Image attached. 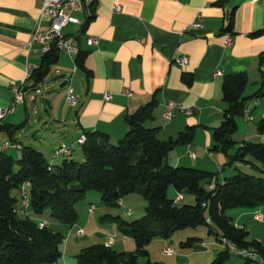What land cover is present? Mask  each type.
I'll list each match as a JSON object with an SVG mask.
<instances>
[{
  "label": "crops",
  "instance_id": "0c3cea01",
  "mask_svg": "<svg viewBox=\"0 0 264 264\" xmlns=\"http://www.w3.org/2000/svg\"><path fill=\"white\" fill-rule=\"evenodd\" d=\"M218 1L96 0L90 19L75 13L79 22L62 29L64 36L76 38L78 54L85 53L83 65L89 75L77 68L78 54L70 57L57 51L42 80L36 83L41 86L37 94L34 91L35 81H25V76L28 66L39 69L46 55L39 50L38 44H30L34 32L37 29L43 32L48 26V20L39 21L42 0H0V110L8 109L12 104V83L25 81L23 103L14 105L13 111L0 121V144L10 142L21 148L32 147L47 162L50 159V165H54L52 155L55 148L66 145L71 148L72 154L78 147L80 151L77 155L81 161L82 145L76 143L80 136L86 138L89 134L101 133L115 144L127 131L124 117L153 102L152 117L144 125L156 129L159 140L174 139L186 128H195L191 142L177 145L169 152L166 163L172 167H192L225 174V156L209 151L212 131L221 123L226 109L221 92L224 78L244 74L247 80L243 92L245 106L256 103L250 122L264 118V98H253L264 82V34L250 36L264 27V0H228L223 5H217ZM115 5L120 6V11L112 12ZM231 12L232 32L223 33L221 29L227 24ZM195 24L199 27L192 28ZM90 37L97 39V45H87ZM179 57H185L188 64L178 66L175 60ZM184 75H191V83L183 81ZM69 90L77 97L75 106H69L65 101ZM247 90L249 94L245 95ZM104 93L111 98L104 100ZM34 95L40 98L37 108L30 107L31 103H37ZM27 101H31L29 105ZM167 103L191 109L192 115L177 112L171 119H166L164 110ZM255 123L254 131L247 127L243 141L258 139L264 143V135H258ZM4 152L18 159L21 149L8 148ZM238 166L229 168L224 178L231 176L232 171L239 169ZM24 188L28 193L29 185L25 184ZM15 193L18 196V191ZM179 195L181 201L186 198L192 200L190 195ZM88 196L96 198L95 194ZM120 204L124 205L122 200ZM255 211L263 218V208ZM253 212L239 209L229 217L235 219L233 223L236 227H244L248 231L250 223L264 224L253 219ZM28 215L47 226L45 220L37 219L30 210ZM130 216L132 213L127 217ZM109 217L111 215H107ZM114 234L120 238L113 242L111 248L114 251H134L132 239L120 236L112 224L110 232L102 236L100 243L92 237L77 245H69L64 240L62 256L56 264H72L73 261L76 264V256L83 247L97 243L104 245ZM168 239H155L148 244L150 258L151 253L169 246ZM197 239L199 242L190 249L196 253L194 256L198 263L213 260L224 250L216 249L219 246L215 238L214 242ZM181 243L180 240L181 249L175 258L174 251L171 256L163 255L172 258L165 264L190 263L189 256L193 254L181 251L187 249ZM115 245L119 251L113 248ZM67 257L75 260L68 261ZM244 264H247L246 261Z\"/></svg>",
  "mask_w": 264,
  "mask_h": 264
},
{
  "label": "trees",
  "instance_id": "16d2710c",
  "mask_svg": "<svg viewBox=\"0 0 264 264\" xmlns=\"http://www.w3.org/2000/svg\"><path fill=\"white\" fill-rule=\"evenodd\" d=\"M227 1L219 0L216 4L223 5ZM232 28L231 12L221 32L230 33ZM262 34L264 27L250 36ZM56 52L52 48L46 53L42 66L32 72L30 79L35 84L42 80ZM84 56L85 53L77 55L76 65L89 75L83 65ZM182 78L186 84L191 83V75ZM246 82L244 74L224 78L221 92L226 109L221 123L212 131L209 151L223 154L225 167L245 164L256 168L261 177L236 169L235 174L218 181L214 173L168 165L169 152L177 145L190 143L195 128H186L174 139L159 140L156 129L144 125L152 117L153 102L124 117L127 131L115 144L110 143L105 134H89L81 147V161L63 159L58 165H50L39 151L29 146L21 148L18 159L0 152V264H56L62 256L64 238L60 233L47 226L39 228V222L29 215H19V189L25 184L29 185V210L33 216L49 212L51 218L68 226L75 225V204L87 192H98L107 206H119L120 201L131 194L147 202L145 214L137 220L127 222L112 218L120 236L133 240V252H117L96 244L82 249L76 256V264H163L151 261L146 249L148 244L202 225L218 243L226 239L237 248L252 249L264 261V245L248 240V231L236 227L225 213L236 208L255 211L264 205V143L244 140L233 151L232 135L238 129L246 104L243 97ZM253 98H264V82ZM255 127L258 135L263 136L264 118L256 122ZM170 187L177 194L193 196L195 204H178L181 199H170L167 195ZM14 191H18V196L13 195ZM198 242L199 239L191 237L181 246L193 248ZM223 249L210 264H224L229 260L228 250Z\"/></svg>",
  "mask_w": 264,
  "mask_h": 264
},
{
  "label": "built area",
  "instance_id": "2783aa9c",
  "mask_svg": "<svg viewBox=\"0 0 264 264\" xmlns=\"http://www.w3.org/2000/svg\"><path fill=\"white\" fill-rule=\"evenodd\" d=\"M95 1L96 0H42L39 11V21L43 19L48 20V26L43 32L40 29H37L33 34L30 44H38L40 46L39 50L43 54H46L52 48H55L57 51L64 52L70 57L76 56L79 52V46L76 38L73 36H64L62 34V29L69 24H77L79 22V20L74 16L75 13L82 14L86 20L90 19L93 16V6ZM253 1L255 2L258 0ZM115 11H120L119 5H115L112 8V12ZM197 27H199L197 24L192 25V28ZM86 43L88 46H95L97 45V39L90 37L87 39ZM175 63L180 67H184L188 64V60L185 57H179L175 60ZM33 71L34 68L29 65L26 71L25 81L31 78ZM25 81L12 83V104L8 109L0 110V121L6 114L13 111L14 105L23 103L25 97ZM40 89V84H36L34 86L35 93H40ZM103 98L107 101L111 98V96L108 93H104ZM65 101L69 106H75L77 104V97L71 90H69L66 94ZM255 105L256 103L253 102L252 104L245 106L242 118L246 122L252 121L251 111ZM177 112H183L185 115H192L193 111L191 109H185L181 106H177L173 103H167L165 105L164 118L171 119ZM85 139V136H80L76 143L83 145ZM8 148H13L16 150L21 149V147L16 143L4 142L0 144V152H3ZM71 151L72 150L70 147L61 145L54 151V155L56 157H69L71 155ZM190 157H194V155L190 154ZM19 195L20 204L17 211L19 215L26 216L29 212V198L24 186L19 189ZM180 199L181 197L178 196L177 200ZM87 210L89 213H92L95 210L94 205L89 204ZM126 212L127 215L131 213L129 209ZM253 219L255 221L264 223V219L260 216L258 211L253 212ZM44 226L45 225L43 222L38 223L39 228ZM76 234L78 236H83V229L78 228L76 230ZM116 236V234L111 235L110 238L105 242L104 246L106 248H111L114 242L113 239ZM220 244L228 250L230 255L240 257L247 261L248 264H264L261 256L252 249L237 248L233 244L229 243L226 239H222ZM162 253L165 256H171L173 254V250L169 246H166L162 250Z\"/></svg>",
  "mask_w": 264,
  "mask_h": 264
},
{
  "label": "rangeland",
  "instance_id": "374dc122",
  "mask_svg": "<svg viewBox=\"0 0 264 264\" xmlns=\"http://www.w3.org/2000/svg\"><path fill=\"white\" fill-rule=\"evenodd\" d=\"M247 94H249V90H247L245 92V95H247ZM34 96L37 99V103L36 104L31 103L30 105H32V106H30V107L35 106L37 108L38 106H40V102H39L40 98L38 97V95H34ZM30 102L27 101L28 105ZM256 121L244 122L241 119L238 120V130L236 131V133H234L232 135V139H233V141H235V148L233 149V151L239 147L240 143H242L247 127H249L250 129H252V131H254V123ZM250 141L258 142V139H250ZM57 148H55L54 150H56ZM79 151H80V149L78 147H75L73 153L69 157H56L55 155H52V158L54 160V165L60 164L63 159H73V160L80 161V158L77 155L79 153ZM47 160L49 162L50 159H47ZM238 165H239L238 166L239 170L243 173L250 174V175H253L256 177L262 176V174L256 168H249L248 165H245V164H238ZM255 165H256V167H259V165L256 162H255ZM190 168H192V167H190ZM225 168H226L225 174L220 175V173H217L219 181H222V179L225 177V175H227V173L229 172V168L228 167H225ZM235 173H236V171H232L231 175H233ZM168 191H169V195L168 194L167 195L170 199H173L176 196H178V194L173 190L172 187H170L168 189ZM91 194H95L96 198H91L90 196H88ZM13 195L17 196L16 193ZM183 195L185 197H187L190 194L183 193ZM189 197H191L192 200L189 201L188 200L189 198L188 199L186 198L185 201H181V200L178 201V204L194 205L195 204L194 197L191 195ZM122 202L124 203V205L120 204L119 206H107V205L102 203L100 194L98 192L91 191V192H88V194H86L85 196H83V198L80 199L75 204V210L77 213V221H76L75 225H73V226L63 225V224L57 222L55 219L50 217L49 212H44L41 216H38L36 218L45 220L47 222V227L58 232V233H60L63 236L64 240H67L69 245L74 244V243L76 245L78 243H84L85 241H87V239L89 240V237H92L91 239L99 240L97 242L100 243L102 240V236L106 235L110 232L112 224H114L115 230H118V226L114 223L112 218L119 217L122 221L130 222V221L137 220V219L141 218L145 214V207L147 205V202L141 196L136 195V194H131L129 196L124 197L122 199ZM89 204H93L95 207V210L92 213H89L87 211V207ZM261 208H263V218H264V205ZM128 209L132 213V216H130V217H127L128 215H127L126 211ZM239 209L240 208L229 209L225 213L227 216H230V214L233 211H237ZM107 215H109V216L111 215V217H109L110 219L107 218ZM205 215H207L206 212H205ZM234 220L235 219H233V221ZM55 223L58 225L55 226L54 225ZM86 224H87V226H85ZM78 227L83 228V231H84L83 236H78L75 233V230ZM71 230H72V233L70 234L69 231L71 232ZM248 232H249L248 240H257L262 245H264V224L256 223V222L250 223V224H248ZM191 237L200 238L203 240V242H209V241L214 242V236L208 234V228L204 225L198 226L196 228H187V229H184L182 231L175 232L167 240L169 247L174 251V256H173L174 258H175V255L177 254V252H179L181 249L180 245H179L180 240L182 242H184L188 238H191ZM119 239H120L119 236H116L113 240L118 241ZM64 244L65 243H63L62 245H64ZM133 245L135 246L134 242H133ZM89 246H92V245H87V247H89ZM218 246L219 247L216 248L217 250H219V248L223 249V246L220 243H218ZM72 247H74V246H71V248ZM83 248H86V246ZM113 248L115 250L119 251V249L117 248V245H115ZM146 249H147V247H146ZM181 251H185V252L193 254V255L189 256V258H190L189 264H210V262L212 261V260H208V261H202V262L198 263L197 259L195 258L196 256H194V255H196V253L193 252L194 250L187 248V249H182ZM73 257L74 256L72 255V258ZM72 258L67 257V260L69 261ZM150 259L152 262H159V263L165 264L164 263L165 261H169L172 258H166L165 256H163L162 251L159 252V250H158V252L155 251V254L151 253ZM73 260H75V259H72V261ZM195 262H197V263H195ZM74 263L75 262L73 261L72 264H74ZM244 263H245L244 259L231 255L229 261L226 262L225 264H244Z\"/></svg>",
  "mask_w": 264,
  "mask_h": 264
}]
</instances>
